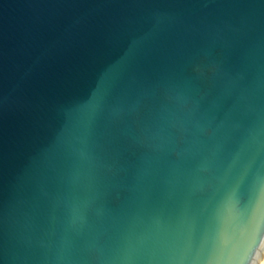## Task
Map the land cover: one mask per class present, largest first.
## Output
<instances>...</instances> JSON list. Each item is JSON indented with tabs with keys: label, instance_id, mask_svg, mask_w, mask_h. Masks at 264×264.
Masks as SVG:
<instances>
[{
	"label": "water",
	"instance_id": "1",
	"mask_svg": "<svg viewBox=\"0 0 264 264\" xmlns=\"http://www.w3.org/2000/svg\"><path fill=\"white\" fill-rule=\"evenodd\" d=\"M250 127L264 0H0V264H264V203L177 168Z\"/></svg>",
	"mask_w": 264,
	"mask_h": 264
},
{
	"label": "snow or ice",
	"instance_id": "2",
	"mask_svg": "<svg viewBox=\"0 0 264 264\" xmlns=\"http://www.w3.org/2000/svg\"><path fill=\"white\" fill-rule=\"evenodd\" d=\"M197 67L193 72H199ZM202 136H209L203 125H198ZM186 131V130H182ZM210 137V136H209ZM199 142V141H198ZM97 169L93 177L96 184L103 185L110 177L95 162L89 153H81ZM177 168L189 166L194 182L187 190L189 195L207 194L212 201L223 200L231 207L249 205L260 201L264 203V127H250L247 134L231 142L217 141L212 148L200 147L196 150L178 154ZM87 202L75 196L71 203V230L86 219L84 209ZM2 223V218H0ZM3 237L0 234V246Z\"/></svg>",
	"mask_w": 264,
	"mask_h": 264
}]
</instances>
